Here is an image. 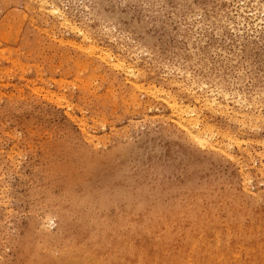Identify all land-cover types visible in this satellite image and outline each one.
<instances>
[{
	"label": "rangeland",
	"instance_id": "374dc122",
	"mask_svg": "<svg viewBox=\"0 0 264 264\" xmlns=\"http://www.w3.org/2000/svg\"><path fill=\"white\" fill-rule=\"evenodd\" d=\"M47 1L90 41L0 0V264H264V0Z\"/></svg>",
	"mask_w": 264,
	"mask_h": 264
},
{
	"label": "bare ground",
	"instance_id": "6f19581e",
	"mask_svg": "<svg viewBox=\"0 0 264 264\" xmlns=\"http://www.w3.org/2000/svg\"><path fill=\"white\" fill-rule=\"evenodd\" d=\"M38 1L40 3L39 6L42 8V10L45 7L49 8L48 9L49 13L51 15L57 17L58 21L61 22V23L60 22L59 23L62 24V26H63V24L65 26L71 25L72 29L75 30V33L81 35L82 42L90 41L89 40L90 37H89V35H87L88 32H87V34H85L80 30V28H77L76 25L72 22V20H70L59 7H57L56 5H54L52 3L49 4V2L47 0H38ZM94 42L91 43L89 49L92 52H94V54L97 53L99 55L100 60L103 63H105L107 66H111V67L117 68L118 70L124 71L127 76H132L135 73L134 67H132L130 65H126L124 60H121L119 58L114 57L110 51L100 48L97 44H94ZM130 84L132 85V87L135 90H137L139 92H146L148 94H152L151 96H153L155 94L160 95L163 99L162 100L163 103L165 104V106L167 107L169 112L171 113V116L174 118L173 121H174L175 125L177 126V128H179L184 134H186L194 143L199 145L201 148L208 147L210 145L209 134L212 133L213 128L211 127V129H210L209 126L208 127L206 126L207 127L206 129H208V132L202 131L201 129H199L197 118L196 119L192 118L196 115L197 111L195 110V108H193V105L190 104L191 102L190 103H184L181 100H179L178 97L172 95L168 90L158 88L157 86L150 84V83L147 86H144V85H142L139 82L134 80V82H131ZM171 85H173L177 89L183 88V86L176 84V83H172ZM47 94H49V93H47ZM188 94L193 95L192 97L194 99L195 104H199L201 107L203 106L204 108L208 107L212 111V113H215V114L217 112L223 113L225 111L226 114H228L230 112L228 105H223L220 102H218V99L215 96H211V98H208V96H204V95L198 96L192 92H189ZM243 100H245V99H243ZM224 101L227 102L228 99L226 97H224ZM198 113H199V111H198ZM242 115L244 116L245 113ZM243 116L241 118H245V116L244 117ZM236 118H238V117L236 116ZM201 122H200V124H201ZM83 130H85V128H83ZM203 130H205V129H203ZM85 135H86L87 139L93 140V137L91 135H89L88 133H85ZM225 135H226V138H228V141H230L232 143H238L239 144L237 139L229 136L228 134H225Z\"/></svg>",
	"mask_w": 264,
	"mask_h": 264
}]
</instances>
